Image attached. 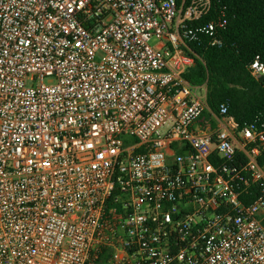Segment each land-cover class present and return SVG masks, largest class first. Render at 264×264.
Here are the masks:
<instances>
[{
  "label": "built area",
  "instance_id": "2783aa9c",
  "mask_svg": "<svg viewBox=\"0 0 264 264\" xmlns=\"http://www.w3.org/2000/svg\"><path fill=\"white\" fill-rule=\"evenodd\" d=\"M212 9L0 0V264H264V109L184 77Z\"/></svg>",
  "mask_w": 264,
  "mask_h": 264
},
{
  "label": "trees",
  "instance_id": "16d2710c",
  "mask_svg": "<svg viewBox=\"0 0 264 264\" xmlns=\"http://www.w3.org/2000/svg\"><path fill=\"white\" fill-rule=\"evenodd\" d=\"M225 16L223 46L195 52L201 60L184 76L192 85H207L208 105L227 104L239 123L250 121L264 109V76L255 79L250 63H264V0H213L211 17ZM99 264H104L103 260Z\"/></svg>",
  "mask_w": 264,
  "mask_h": 264
},
{
  "label": "rangeland",
  "instance_id": "374dc122",
  "mask_svg": "<svg viewBox=\"0 0 264 264\" xmlns=\"http://www.w3.org/2000/svg\"><path fill=\"white\" fill-rule=\"evenodd\" d=\"M152 44L153 45H156V42H152ZM54 81V79H52V78H46L45 80H44V82L46 83V84H49V83H52ZM101 260H103L104 261V264H105V260H106V258H103V259H101ZM100 261V260H99ZM99 261H96L94 264H99L100 262Z\"/></svg>",
  "mask_w": 264,
  "mask_h": 264
}]
</instances>
